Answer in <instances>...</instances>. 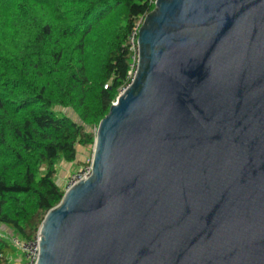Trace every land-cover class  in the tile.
Instances as JSON below:
<instances>
[{"label":"water","instance_id":"1","mask_svg":"<svg viewBox=\"0 0 264 264\" xmlns=\"http://www.w3.org/2000/svg\"><path fill=\"white\" fill-rule=\"evenodd\" d=\"M138 47L37 264H264V0H155Z\"/></svg>","mask_w":264,"mask_h":264},{"label":"trees","instance_id":"2","mask_svg":"<svg viewBox=\"0 0 264 264\" xmlns=\"http://www.w3.org/2000/svg\"><path fill=\"white\" fill-rule=\"evenodd\" d=\"M154 7L0 0V264L25 263L9 232L38 234L66 191L60 163L91 164L96 129L136 69L128 38Z\"/></svg>","mask_w":264,"mask_h":264},{"label":"built area","instance_id":"3","mask_svg":"<svg viewBox=\"0 0 264 264\" xmlns=\"http://www.w3.org/2000/svg\"><path fill=\"white\" fill-rule=\"evenodd\" d=\"M143 21L136 24L134 29L132 30L128 40L131 49L135 52L133 58L136 61V68H137V62H138V56H139V47H138V34L140 26L142 25ZM136 71V69H135ZM135 71L131 75V81L135 75ZM92 175V164L82 166L80 169H78L75 173H73L68 182V185L66 186V190L71 188L74 184L78 183L81 180H85L89 178ZM8 238L10 239L11 243L19 248L25 258L24 264H37L39 256H40V231L38 234L32 238V239H22L17 235L10 234L8 235Z\"/></svg>","mask_w":264,"mask_h":264},{"label":"rangeland","instance_id":"4","mask_svg":"<svg viewBox=\"0 0 264 264\" xmlns=\"http://www.w3.org/2000/svg\"><path fill=\"white\" fill-rule=\"evenodd\" d=\"M66 112L68 114L73 115L74 117H76V115H75V113H74V111L72 109H67ZM93 151H94V149H93ZM86 156H87V153H86ZM92 156H93V152L89 153L88 157H92ZM67 165L70 166V163H66V162L63 161L58 166V170H59V172H58V183L59 184H65V187L68 185L67 181L69 180L70 176L77 171V170L74 171L75 170V167H74V169L72 170L74 172L71 171L72 173L67 174ZM82 166H86V165L83 163L78 169H80ZM13 233L14 232H12V231L9 232V234H13ZM13 264H20V259H18V260L16 259V262L13 263Z\"/></svg>","mask_w":264,"mask_h":264},{"label":"crops","instance_id":"5","mask_svg":"<svg viewBox=\"0 0 264 264\" xmlns=\"http://www.w3.org/2000/svg\"><path fill=\"white\" fill-rule=\"evenodd\" d=\"M72 168V164H70V166L67 165V174L71 173Z\"/></svg>","mask_w":264,"mask_h":264}]
</instances>
